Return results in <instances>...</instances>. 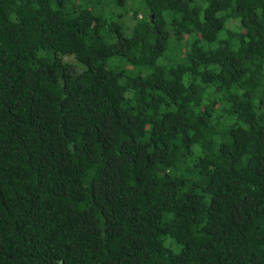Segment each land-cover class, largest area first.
I'll use <instances>...</instances> for the list:
<instances>
[{
	"label": "trees",
	"instance_id": "trees-1",
	"mask_svg": "<svg viewBox=\"0 0 264 264\" xmlns=\"http://www.w3.org/2000/svg\"><path fill=\"white\" fill-rule=\"evenodd\" d=\"M0 264H264V0H0Z\"/></svg>",
	"mask_w": 264,
	"mask_h": 264
},
{
	"label": "rangeland",
	"instance_id": "rangeland-1",
	"mask_svg": "<svg viewBox=\"0 0 264 264\" xmlns=\"http://www.w3.org/2000/svg\"><path fill=\"white\" fill-rule=\"evenodd\" d=\"M113 7V6H112ZM114 8V11L117 13V14H121V15H124L125 16V21H124V23L126 24V26L128 27V26H130L132 23H133V17H132V15L130 14V15H126V12H127V9H129V4H126V7H124V6H121V7H119V8H115V7H113ZM103 10V8H101V11ZM171 41H173V42H175L173 39L171 40ZM173 45V44H172ZM171 52V54H172V56L173 55H175L176 57H179L180 56V52H181V50H172V51H170Z\"/></svg>",
	"mask_w": 264,
	"mask_h": 264
}]
</instances>
